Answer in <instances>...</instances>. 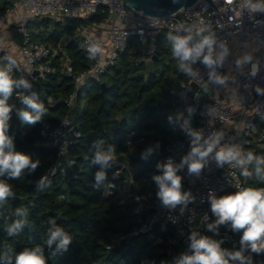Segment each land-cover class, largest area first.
<instances>
[{"label": "trees", "instance_id": "1", "mask_svg": "<svg viewBox=\"0 0 264 264\" xmlns=\"http://www.w3.org/2000/svg\"><path fill=\"white\" fill-rule=\"evenodd\" d=\"M17 1L0 0V14ZM101 19L100 14L91 18ZM31 21L34 20L27 21V27ZM51 22L49 18L32 22L37 29L33 39L58 51L46 60L51 72L29 82L31 87L26 90L14 86L13 96L8 101L12 112L6 134L16 151L39 164L35 170L25 169L19 179H10L7 173L0 176V181L10 184L15 193L0 205V256L6 252V245H10L14 250V264L15 254L40 245L47 264H157L165 258L164 245L154 244L143 235H132L137 219L143 218L149 210L141 216L133 215L132 207L120 201L116 190L104 197L110 167H102L95 161L98 153L114 149L115 156L132 167V180L141 185L139 194L152 205L163 204L157 195L159 185L154 179L163 175L157 165L163 164L165 147L184 135V121L176 115L182 109L179 106L182 102L180 84L184 77L172 54L169 39L170 35H180L161 32L156 41L155 58L149 64L140 62L138 53L132 51L133 39H130L112 66L75 88L74 78L92 63L74 34L80 21ZM62 52L70 60L71 76L63 71ZM4 65L0 57V67ZM209 90L208 85L201 87L199 103L189 104L193 122ZM33 93L36 102L43 103L47 112L40 121L29 125L20 120L18 113L26 109L22 97H31ZM72 94L74 105L70 115L79 137L69 148V166L62 161V172L58 169L54 175L46 176V171L57 161L48 135L66 115L65 100ZM259 129L264 130V124H260ZM187 155L182 152L181 161ZM177 163L179 165L180 161ZM254 170L255 165L250 171L254 173ZM101 171L105 179L98 182L96 174ZM246 186L264 188V181L257 180L253 174L252 179L246 178ZM17 208L27 209L28 223L18 235L8 236L5 229L17 218L14 216ZM51 220L55 221L54 226ZM54 227H61L72 236L67 252L53 255L55 244L52 248L47 247L48 230ZM241 235L242 232L231 233L218 226L214 231L207 229L202 236L223 240L221 248L234 252L241 250ZM158 249H161L160 254ZM243 255L251 259V264H264V253H253L248 248ZM0 264H6V261L0 260ZM230 264L240 262L230 261Z\"/></svg>", "mask_w": 264, "mask_h": 264}, {"label": "built area", "instance_id": "2", "mask_svg": "<svg viewBox=\"0 0 264 264\" xmlns=\"http://www.w3.org/2000/svg\"><path fill=\"white\" fill-rule=\"evenodd\" d=\"M122 3V0H19L5 15L20 11L14 24L17 35H23V42L21 46L15 41L0 46V57L5 65L9 63L6 57L16 61L11 75L17 81L23 79L29 84L37 77L42 78L51 72L46 60L57 55L58 51L45 44L34 43L27 32V21L43 18L65 22L78 20L80 47L90 55L92 63L74 78L77 88L86 79L96 78L112 66L130 39H133L132 51L138 53L140 62L149 64L155 58L156 41L161 32L191 36L190 47L205 37L212 38L211 65L204 63V57L209 55L207 47L194 60L181 61L175 57L184 77L180 89L185 105L176 112L177 118L184 121V135L165 147L162 162L166 164L171 160L174 165H178V161L181 164V153L185 152L186 144H189L186 154L191 151L194 139L191 133L201 136V144L209 138L219 137L217 148L209 155L199 175L190 174L187 165L177 172L182 177L181 191L191 194L186 206H155L143 195L133 194V215L141 216L147 210L149 212L137 219L132 235H143L154 244L164 245L165 258L157 264H178L182 255L192 254L190 235L197 232L202 236L207 231V225L216 220L211 212L209 193L219 198L247 188L246 178L240 175L241 169L234 164L218 165L215 152L233 147L242 156L251 152L261 157L255 148L262 144L264 138L263 130L259 129V125L264 124V99L260 98L264 92V0H250V3L249 0H197L192 6L165 17H150L127 5L122 7ZM250 4L262 7L253 11ZM97 14L102 19L91 20ZM2 18L3 14H0ZM93 44L100 45L103 51L92 56L89 48ZM234 44L241 51V62L237 61L238 56L232 51ZM61 65L64 73L71 76L70 60L64 52L61 53ZM192 83L198 89L193 99H189L186 91ZM206 85L210 90L193 122L189 104L199 103L198 93ZM73 105L72 94L65 100L66 115L49 132V143L57 161L46 171V176L54 175L58 169L62 172V161H66L67 166L70 164L68 151L79 137L70 115ZM109 165L111 180L133 182L132 167L116 156L109 161ZM253 166L248 165V170ZM219 226L236 233L231 229L230 222Z\"/></svg>", "mask_w": 264, "mask_h": 264}, {"label": "clouds", "instance_id": "3", "mask_svg": "<svg viewBox=\"0 0 264 264\" xmlns=\"http://www.w3.org/2000/svg\"><path fill=\"white\" fill-rule=\"evenodd\" d=\"M250 3V0H249ZM253 11L261 9L260 5H251ZM172 41V54L181 61L194 60L199 57L207 47L209 55L204 57V63L211 65V49L214 41L211 37H205L194 47H190L191 36H169ZM103 49L98 44H93L89 48L92 56L101 53ZM9 63L0 67V176L5 173L10 179H19L25 169L35 170L39 161L32 162L30 157L15 150L12 139L6 134L9 130V120L12 106L8 101L13 96L14 86L19 88H30L26 80H15L11 73L12 68L16 66V61L11 57H6ZM184 70H188L185 68ZM22 103L26 109H21L18 113L20 120L29 125H34L40 121L42 116L47 112L43 103H37L35 93L31 97L23 96ZM194 139L192 141L191 151L182 159L181 164L174 165L171 160L166 164H158L157 167L162 169L163 175L156 176L154 179L159 185L160 191L157 193L165 206L175 208L177 205H187L191 194L181 191L182 177L177 172L185 165L188 166L190 174L199 175L207 158L217 148L219 137L200 143L201 136L198 133H191ZM150 151V150H149ZM115 150L110 149L108 153H98L97 163L102 167L110 166L109 161L113 159ZM215 159L218 165L234 164L241 169L240 175L252 179L253 174L257 179L264 181V157H256L251 152L242 156L240 151L233 147L221 148L215 152ZM255 165L254 173L248 170V165ZM105 179L103 171L96 174V180ZM43 184V180L41 181ZM15 193L12 186L4 181H0V205L6 203L9 197ZM211 212L216 217L214 223L207 225L208 231H214L219 225L230 222L231 229L234 232H242L240 237L241 250L227 251L221 248L224 242L216 241L208 236H200L199 233L193 232L189 239L191 255H182L178 264H230V261H239L240 264H251V259L243 255L245 249L250 248L253 253H264V188L247 187L238 190L233 194L220 196L209 193ZM17 217L6 226L8 236L18 235L27 220V209L17 208L14 212ZM50 223L54 226L55 221ZM218 234V233H217ZM199 236V238H197ZM70 236L63 228H49L47 239L45 241L48 248L55 244L53 255L67 252L72 243ZM6 252L0 256V260L6 261V264H13L14 250L10 245H6ZM14 264H47V258L44 255L43 247L36 245L34 248H25L23 251L15 254Z\"/></svg>", "mask_w": 264, "mask_h": 264}, {"label": "water", "instance_id": "4", "mask_svg": "<svg viewBox=\"0 0 264 264\" xmlns=\"http://www.w3.org/2000/svg\"><path fill=\"white\" fill-rule=\"evenodd\" d=\"M197 0H122V7L127 5L128 7L142 12L144 15L150 17H165L169 16L182 8H187L192 6ZM209 1V0H207ZM121 7V8H122ZM186 10V9H185ZM39 21H37L38 23ZM23 42V35L18 34L15 39V43L21 46ZM36 75V71L33 73ZM103 87V85H102ZM197 85L194 83L190 84L186 91V96L189 99H193L197 92ZM261 99H264V92L260 95ZM189 144L185 146V153L188 152Z\"/></svg>", "mask_w": 264, "mask_h": 264}, {"label": "rangeland", "instance_id": "5", "mask_svg": "<svg viewBox=\"0 0 264 264\" xmlns=\"http://www.w3.org/2000/svg\"><path fill=\"white\" fill-rule=\"evenodd\" d=\"M35 21L36 20L28 23L27 32L31 36V40L34 43H39L37 38L33 39V35L36 34V30H37L36 26L34 24H32V22L34 23ZM53 21H55V20H52V22H51L52 24H53ZM59 22L63 23L64 21H59ZM74 34L78 38V32L76 31ZM240 57H241V54H240ZM184 105H185V103L182 100V102L179 106L183 107ZM263 132H264V130H263ZM262 150H264V144H259L255 148V151L259 152V155L261 157H264V152ZM125 164H127V163H125ZM262 167H264V166H262ZM132 173H133V171H132ZM111 178L112 177L110 175L109 176V183H108L106 189L104 190L103 196L106 197V196L110 195L113 191L116 190L117 196L119 197L120 201H122L123 203H127L128 205H130L132 207V205L134 204V199L132 196L135 192L139 193L141 185L138 183H135V182L129 183L127 180H122V181L121 180L120 181L119 180H111ZM257 180L262 181L260 179H257ZM134 186H135L136 190H134ZM157 253L160 254L161 249H158Z\"/></svg>", "mask_w": 264, "mask_h": 264}, {"label": "crops", "instance_id": "6", "mask_svg": "<svg viewBox=\"0 0 264 264\" xmlns=\"http://www.w3.org/2000/svg\"><path fill=\"white\" fill-rule=\"evenodd\" d=\"M20 14V11L11 12L8 15L3 14V18L0 19V46H7L17 38L14 21L19 18ZM232 51L236 52L237 61L241 62L242 54L236 44L232 45Z\"/></svg>", "mask_w": 264, "mask_h": 264}]
</instances>
